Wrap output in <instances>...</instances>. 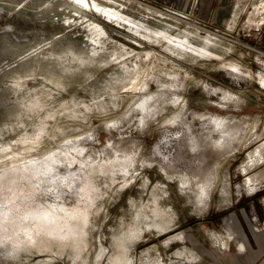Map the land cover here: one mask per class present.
Returning a JSON list of instances; mask_svg holds the SVG:
<instances>
[{
  "label": "rangeland",
  "instance_id": "obj_1",
  "mask_svg": "<svg viewBox=\"0 0 264 264\" xmlns=\"http://www.w3.org/2000/svg\"><path fill=\"white\" fill-rule=\"evenodd\" d=\"M260 170L264 0H0V264H264Z\"/></svg>",
  "mask_w": 264,
  "mask_h": 264
},
{
  "label": "crops",
  "instance_id": "obj_2",
  "mask_svg": "<svg viewBox=\"0 0 264 264\" xmlns=\"http://www.w3.org/2000/svg\"><path fill=\"white\" fill-rule=\"evenodd\" d=\"M261 152L263 153V151L261 150ZM261 177H259L260 178V180L261 181H264V170H260V172L258 173ZM259 180V179H258ZM264 241H262L261 243H263Z\"/></svg>",
  "mask_w": 264,
  "mask_h": 264
},
{
  "label": "bare ground",
  "instance_id": "obj_3",
  "mask_svg": "<svg viewBox=\"0 0 264 264\" xmlns=\"http://www.w3.org/2000/svg\"><path fill=\"white\" fill-rule=\"evenodd\" d=\"M162 10V9H161ZM167 12V11H166ZM255 15V14H254ZM177 16V15H176ZM260 17V16H259ZM258 20V19H257Z\"/></svg>",
  "mask_w": 264,
  "mask_h": 264
}]
</instances>
